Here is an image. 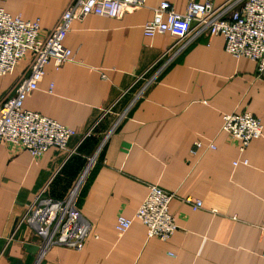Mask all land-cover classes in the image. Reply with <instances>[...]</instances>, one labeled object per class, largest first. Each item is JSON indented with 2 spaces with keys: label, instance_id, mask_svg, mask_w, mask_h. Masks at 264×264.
<instances>
[{
  "label": "crops",
  "instance_id": "0c3cea01",
  "mask_svg": "<svg viewBox=\"0 0 264 264\" xmlns=\"http://www.w3.org/2000/svg\"><path fill=\"white\" fill-rule=\"evenodd\" d=\"M71 1L0 5L24 21H39L43 38ZM189 1L205 0H143L120 19L90 15L72 24L64 40L71 61L59 70L47 65L23 104L74 132L67 149L33 159L0 143V264H264V140L240 153L221 130L223 115L248 112L264 135V78H256L255 63L227 54L221 36L201 37L129 108L178 39L145 37L143 25L161 3L183 13ZM28 74L24 60L0 77V101ZM196 142L204 147L192 155ZM208 143L216 149H206ZM243 159L248 166H233ZM88 166L76 206L92 236L79 251L54 246L35 252L39 238L19 225L28 205L41 193L65 199ZM149 185L175 194L169 211L177 230L166 242L147 239L135 219ZM188 196L203 207L193 211L182 201ZM119 215L132 221L123 234L115 230Z\"/></svg>",
  "mask_w": 264,
  "mask_h": 264
},
{
  "label": "built area",
  "instance_id": "2783aa9c",
  "mask_svg": "<svg viewBox=\"0 0 264 264\" xmlns=\"http://www.w3.org/2000/svg\"><path fill=\"white\" fill-rule=\"evenodd\" d=\"M142 3L143 0H72L55 27L43 38L39 21H24L0 5V77L13 73L22 61L29 62L28 76L16 85L12 94L0 101V143L25 151L33 159L49 149L66 150L74 132L51 118L25 110V99L38 89L47 65L52 63L55 70H59L71 61L72 52L64 45V40L75 21L81 22L90 15L120 19L127 11L140 8ZM157 34L178 36V39L159 57L157 69L144 81L129 108L162 71L201 37L221 36L227 54L252 60L256 65V78H264V0H226L218 6H214L212 0L189 1L183 13H175L169 3L163 2L153 9L152 18L143 25L145 37ZM222 119L221 130L237 142L240 153L253 140H264L262 126L252 114H225ZM203 147L201 142H196L190 153L195 155ZM206 149L215 150L216 147L208 143ZM239 164L248 166V160L233 162V166ZM89 166L65 199L52 200L41 193L28 205L19 225H26L39 238L40 253L54 246L79 251L92 236L90 224L76 206L82 179ZM174 198V193L155 185L148 186V193L135 213V219L146 228L147 239L166 242L176 232L175 219L169 211ZM182 201L193 211L203 207L202 201L190 196ZM131 224L130 219L119 215L115 230L123 234ZM261 258L264 262V246Z\"/></svg>",
  "mask_w": 264,
  "mask_h": 264
},
{
  "label": "water",
  "instance_id": "95a60500",
  "mask_svg": "<svg viewBox=\"0 0 264 264\" xmlns=\"http://www.w3.org/2000/svg\"><path fill=\"white\" fill-rule=\"evenodd\" d=\"M35 250H36L35 252H37V253L39 252V248L38 247ZM16 262H17L16 259H10V263L11 264H16Z\"/></svg>",
  "mask_w": 264,
  "mask_h": 264
}]
</instances>
